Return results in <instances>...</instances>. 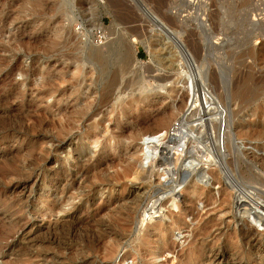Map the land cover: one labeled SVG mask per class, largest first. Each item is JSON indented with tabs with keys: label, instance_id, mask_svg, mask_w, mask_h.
<instances>
[{
	"label": "rangeland",
	"instance_id": "1",
	"mask_svg": "<svg viewBox=\"0 0 264 264\" xmlns=\"http://www.w3.org/2000/svg\"><path fill=\"white\" fill-rule=\"evenodd\" d=\"M68 1L76 21L68 20L64 0H0V264H264V0ZM118 40L133 72L114 89ZM88 47L110 57L101 82L91 76ZM81 59L86 76L78 83L73 63ZM196 64H203L209 83L201 80L198 99L209 88L220 111L227 107L222 141L217 125L207 121L201 142L192 141L195 158H204L198 165L202 174L184 179L175 163L160 177L158 158L142 167L128 156L137 149L139 133L181 117L182 98L188 104L192 91L172 97L169 82L180 66L198 76ZM136 73L150 88L169 78L160 106L174 104L177 116L166 125H156L161 107L146 108L139 87L128 84ZM117 97L122 107H114ZM92 114L100 123L92 130L99 135L85 140ZM74 143L91 146L71 159L80 169L69 164ZM196 147L209 155L201 158ZM84 164L108 174L105 194L88 200L76 186L69 192V167L83 184ZM214 170L222 172V182ZM72 193L80 221L93 224L114 210L121 235L107 234L108 243L102 239L97 252L70 243ZM156 196L163 197L162 209L142 221V208ZM125 200L137 209L130 221L128 210L116 211ZM156 224L174 231L148 234ZM142 239L169 248L155 260L150 248H139Z\"/></svg>",
	"mask_w": 264,
	"mask_h": 264
},
{
	"label": "bare ground",
	"instance_id": "2",
	"mask_svg": "<svg viewBox=\"0 0 264 264\" xmlns=\"http://www.w3.org/2000/svg\"><path fill=\"white\" fill-rule=\"evenodd\" d=\"M64 2L65 3H64L63 7H66V10H64V13L67 15L68 20L76 21V17L73 16V12L71 10L72 9L71 7H73V5L68 0H64ZM89 34H91V33H89ZM80 40H81V38H80ZM122 41L118 40V46L116 48L118 50L115 53H113V56H112L113 57L112 60L117 59L116 55L118 56V59L120 57V59H119L120 61L118 60L119 62L118 61L116 62L117 66H118V72H117L118 76H117L116 82L113 83L114 89H116L115 85H116L117 81H119L118 79H120V77L125 74L127 67H128V58H127L125 51L123 50L124 43ZM82 43H87V41H84ZM114 44L117 45L116 41L113 42V45ZM108 47L109 48L113 47L112 42L108 44ZM88 48H89L88 52H87L88 63H91L93 65L91 67V76L92 77L96 76L95 77L96 81L101 82L105 78L106 65L108 66V64H109L108 61L110 60V57H108L106 55L107 54L106 52L105 53L102 52L101 51L102 49L98 50L95 47H88ZM83 59L73 63L74 72L72 74L77 77L76 80L78 83L81 81V79H80L81 77L86 76V74L84 73V67L86 65V62ZM114 65H115V62H114ZM195 66H198V69H199L198 70L199 73L198 74L196 73L198 76H196L194 74V72H191V70L186 69V67L183 68V66L182 67L180 66L176 69V71H174V77H173V79H172V77L170 79L172 81L169 82L170 80L168 78V81L166 80V83L160 84L158 86V88L156 87L157 89L154 88L153 85H152L153 88H150L147 85L146 86L145 85L138 86L140 96L142 97V98H140L139 101L145 102L146 108H153V110H155V111H157V110L159 111L160 107H161L160 105L165 102L166 94L164 93V89L168 86L167 82L170 83L169 92H167L168 94H170V96L173 95L171 93L178 92L180 90H186V91H188V93L189 92L191 93V91H192V95H193V98L191 99V101L188 104H184L185 101L182 98L181 106L179 107L182 110H180V113L178 112L179 114H181L180 115L181 117H177L175 120L176 121L175 123L171 122L169 125H167L165 127L157 128L153 131H146V132L139 133L138 137H137V149L134 153H132L128 156V159L137 161L138 163H140V165L142 167H145L148 163H150V161H155L156 158H158V160H160V162H159V166H157V174H159L160 177L168 175V173L170 174V172L172 171V170L170 171L171 165H173L175 163H178L179 167L182 169H183V167H189L191 170L190 175L193 174V176L196 175L197 177H199V175L202 174V170L198 168V165L201 161L203 162V159H204L203 157L209 155V153L206 152L204 154V153H202V150L200 147H196L194 152L196 154H198L203 159L199 160V159L195 158V154L193 153V150H192L193 149L192 141L193 140H197L198 142L200 141V139L202 138V135L204 133V129L206 128V124H209V123H206L207 121L210 122L212 126L217 125L216 126L218 129V132L216 133L217 134V140L219 142L222 141V136H221V133L219 132V128L223 122L222 112H225V111L227 112V107H224L225 106L224 104L221 105L223 107V111L222 112L220 111V107H219V105H217L216 98H214L213 94H210L211 91L209 88H208L209 92L207 91V88H205L204 92L206 94H205L204 98L202 96V93H200L201 98H200V100L198 99L196 91H198L200 89V88L197 89L200 82L202 83V81H203L205 86L209 85V83H208V79H207V72L204 70L203 64H198V65L196 64ZM198 71H196V72H198ZM132 72H133V70H132ZM138 87H137V89H138ZM197 100L199 102L196 104ZM118 102H119V97L116 98L115 103L113 102L114 107L117 105H120L119 107H122V105L118 104ZM220 102L221 101H219V103ZM221 104H222V102H221ZM174 107H175L174 104L170 105V107L168 109L167 108L162 109V107H161L162 115L161 114H160L161 116L158 115L160 117L159 118L157 117V119H156V121L158 123V124L156 123L157 126L160 127V126L164 125L165 123L169 122L170 119H172V117L175 115ZM87 114H88V112H87ZM94 115L93 114L90 115V118H89L90 123L87 125L88 129L82 134V138L85 140L99 135L97 132L92 130L93 127L97 128L100 125L99 120L96 119ZM97 115H98V113H97ZM207 115H208V117H207ZM176 116L177 115H175V117ZM194 116L199 117V121H197V123L190 122L188 119L190 117L193 118ZM227 118L228 117L226 114L225 121L228 122ZM87 119H88V117H87ZM87 119H86V121H87ZM181 119L185 120V131H186L185 136L187 139V150L183 155L175 153L174 151L172 152V154H170V149H174V146H172L170 143L171 142L170 134H171L172 128ZM207 126H209V125H207ZM247 133L253 134V129L248 130ZM223 141H224V143H226V141H228V137H226L225 134H224ZM99 142H100L99 140L96 141L95 147L100 145ZM127 144H129V143H127ZM70 146H72V145H69V147ZM105 146L106 147L107 146L112 147V144L109 142H106ZM90 147L87 143L86 144L74 143V145L69 149V159H70L69 164H70V166H72L74 168H78L79 165L71 164L72 163L71 159H74V157L79 158L80 154L86 152L87 149H89ZM205 149H206V146H205ZM168 150H169L168 153L170 156L161 154L160 157H157L154 154V152H157V151H161V152L166 151L167 152ZM210 150H211V148H210ZM212 152H211V154H212ZM214 156H216V155H214ZM91 158L92 157L88 158L89 161H91ZM88 159H87V161H88ZM95 160L99 163H102V161H103L101 158H98ZM196 160H198V161H196ZM262 163L264 164V162H262ZM161 165H164V166L162 167ZM72 167H69V192H71V190L73 188H75V186H76L78 188V190H81L84 192V194H85L84 197L88 200L96 198L100 193L105 194L107 192L106 191L107 185H111V181L109 180L108 174L105 172H102L101 168H99V167L93 168V167H89V166L84 164L82 172H83V176H85V179H83L85 181L83 184H79L78 182H76L73 179L76 172L75 173L73 172ZM84 167H85V170H84ZM78 169H80V168H78ZM215 170H217V169H215ZM180 173H181V171H180ZM221 173L222 172H220V171H218V172L215 171V173L213 174L216 177V179L218 180V182H222L221 177H223V176H221ZM203 176H205V175H202V177ZM161 181H162V179H161ZM104 186H106V188ZM113 191H115V188H112L111 190L108 191L109 192L108 195L110 197L113 196V194H112ZM74 196L75 195L72 193L71 196L69 197V204L71 203L70 198L74 197ZM120 198L124 199L125 196L124 197L122 196ZM131 200H133V199H131ZM162 200H163L162 196L159 198H158V196H156V198L150 197L148 202L145 204V207L142 208L141 215H140V217L142 216L141 220L144 221L147 218H152L154 215H156L158 212H160L159 210L162 209L160 207V205L162 204ZM134 201H136V199ZM127 202H129V201L122 202L121 204H119V206L116 207L117 209L118 208L119 209L118 210L115 209V210L117 212H122L123 210H128V212H130V213L127 214L128 216L126 215L128 218L127 219L125 218V219L130 221L131 217H132L133 210L136 211L137 209H135L136 207L133 208V206L135 204H133L131 206V204H128ZM249 210H250V208H249ZM110 212H111V215H107L108 219H105L106 217H104V218L101 217V218H98L97 220H95V222L93 224H86L84 221L82 222L79 220V213H80L79 205L71 203V206H69V223L66 222V224H69V237H70L69 242L70 243L76 242L79 245H83V247L88 250V251L86 250L87 252H89V251L97 252L99 250V248H101L98 246V244L100 243V241L102 239H103V241H105L107 239V237H106L107 234L111 235V234H113V232L115 234H117L119 231L116 228V224H114L115 218H114L113 214H115V211L113 210ZM125 213H127V212L125 211ZM135 215H138V214L135 213ZM103 216H105V215H103ZM260 218L263 220L264 215L262 214V216H260ZM133 219H135V218L133 217ZM149 220H152V219H149ZM135 223H137V222L135 221ZM133 224H134V222H133ZM64 226H66V225H64ZM151 226H153V224ZM155 227H156V229H148L147 233L151 234V235L156 234L159 237L160 236L165 237L168 234L173 233V231H174V228L170 227L169 225L164 226L162 224H156ZM115 231H117V232H115ZM119 235H121V234H119ZM114 236H112V238ZM153 242L148 241V240L145 241L142 239L138 246H139V248H141L142 246H144V247L147 246L148 249L150 248L148 252L156 260V258L159 256L161 251L164 249L165 250L168 249L169 246H167L166 244L160 243L158 246L154 247L153 245H151V244H153ZM106 243H108V242H106ZM211 260H213V259H211Z\"/></svg>",
	"mask_w": 264,
	"mask_h": 264
},
{
	"label": "built area",
	"instance_id": "3",
	"mask_svg": "<svg viewBox=\"0 0 264 264\" xmlns=\"http://www.w3.org/2000/svg\"><path fill=\"white\" fill-rule=\"evenodd\" d=\"M204 96V91L201 92ZM190 122H194V123H197V121H199V117L197 116H194L193 118H188ZM186 131H185V120L184 119H181L180 121H178L175 126L172 128V131H171V140L173 139V144L171 143L172 146H174V149H170V154H172V152L174 151L175 153H178L180 155H183L186 150H187V139H186ZM169 150L166 152H161V151H157V152H154V154L157 156V157H160L161 154H164V155H167V156H170L169 155Z\"/></svg>",
	"mask_w": 264,
	"mask_h": 264
},
{
	"label": "water",
	"instance_id": "4",
	"mask_svg": "<svg viewBox=\"0 0 264 264\" xmlns=\"http://www.w3.org/2000/svg\"><path fill=\"white\" fill-rule=\"evenodd\" d=\"M127 73H130V74L132 73V65L131 64L127 67L125 74L120 77V80H119L120 82H122V80L124 79V76ZM128 84H130L131 86H134V88L136 89L140 85H145L146 79L144 78V76L141 73H136L135 76L129 75ZM190 171L191 170L189 167H183V169L181 171L182 177L185 179L190 174Z\"/></svg>",
	"mask_w": 264,
	"mask_h": 264
}]
</instances>
